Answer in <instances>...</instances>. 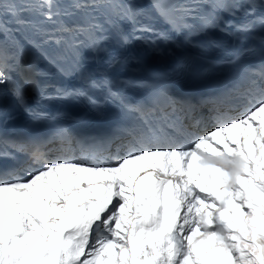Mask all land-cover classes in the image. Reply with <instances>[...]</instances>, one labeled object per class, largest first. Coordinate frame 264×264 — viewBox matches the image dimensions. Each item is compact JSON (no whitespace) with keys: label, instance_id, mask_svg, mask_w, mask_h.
Listing matches in <instances>:
<instances>
[{"label":"snow or ice","instance_id":"6c2138e0","mask_svg":"<svg viewBox=\"0 0 264 264\" xmlns=\"http://www.w3.org/2000/svg\"><path fill=\"white\" fill-rule=\"evenodd\" d=\"M210 29L260 45L223 61L235 71L213 95L109 75L132 38ZM41 60L81 81L55 98L98 109L101 90L115 118L90 136L0 134V264H264V0H0V85L18 103L53 98Z\"/></svg>","mask_w":264,"mask_h":264}]
</instances>
